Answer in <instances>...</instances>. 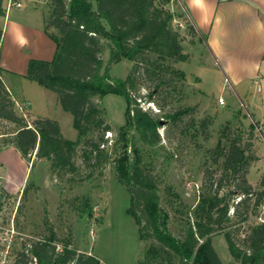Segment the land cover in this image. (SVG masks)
Segmentation results:
<instances>
[{"label": "trees", "instance_id": "16d2710c", "mask_svg": "<svg viewBox=\"0 0 264 264\" xmlns=\"http://www.w3.org/2000/svg\"><path fill=\"white\" fill-rule=\"evenodd\" d=\"M171 1L51 0L45 30L56 42L55 55L51 60L30 59L27 76L58 94L63 109L73 114L78 137L66 138L54 118L35 116L30 121L21 115L1 67L0 120L17 126L13 143L22 156L35 152L37 158L49 161L53 170L76 169L73 157L82 139V154L88 163L103 166L113 160L116 176L130 192L129 212L140 237L158 240L178 256V264H224L212 242L217 233L224 234L238 264H264V221L251 226L242 243L231 228L257 214L264 204V177L257 186L248 179L257 154L252 143L242 142L241 134L228 136L227 144L220 140L213 150L220 174L210 189L204 186V194L192 209L194 220L188 222L184 236L178 237L167 228L168 214L161 204L158 183L139 142L150 147L159 144L161 118L177 121L189 110L161 112L164 106L157 96L160 87L170 82L165 78L167 73L176 74L180 80L186 77L185 71L171 66L172 62L190 57L184 51V34L173 24L182 14L168 8ZM4 13V0H0V15ZM188 31L197 33L192 23ZM2 37L0 28V46ZM107 49L109 60L105 63ZM122 59L133 65L126 77H113L112 64ZM142 78L153 83L148 84L146 93L139 87ZM108 93L122 95L127 101V120L118 128L112 152L105 137L113 130L106 119L107 110L94 100ZM143 101L156 104L159 110L145 107ZM202 124L205 126L207 120ZM251 127L255 129L254 124ZM93 132L98 134L90 136ZM211 172L206 170V183L212 178ZM27 190L26 187L24 193ZM72 244L71 235L58 236L49 224L48 233L33 240L29 248L24 247L18 261L28 264L36 257L37 264H100L96 255L79 252ZM158 253L153 245L146 258Z\"/></svg>", "mask_w": 264, "mask_h": 264}, {"label": "rangeland", "instance_id": "374dc122", "mask_svg": "<svg viewBox=\"0 0 264 264\" xmlns=\"http://www.w3.org/2000/svg\"><path fill=\"white\" fill-rule=\"evenodd\" d=\"M44 1H40L41 6H45L47 0ZM208 1L212 5L215 2ZM182 4L190 15H194L195 10L188 0H172L168 8L177 15L182 14L173 24L184 34V51L190 57L187 61L172 62L171 66L185 71L186 77L180 80L176 74L167 73L165 78L170 82L160 87L157 96L164 106L161 112L178 108L189 110L177 121L161 118L159 144L150 147L139 142L144 150V160L158 183L161 204L168 214L167 228L178 237L184 236L188 222L194 220L192 209L204 194V186L210 189L213 179L215 181L220 174V167L212 157L218 142L221 140L227 144L229 137L241 134L242 142L252 143L255 150L254 146L263 138L258 122L245 107L239 105V109L233 111L229 103L219 104L220 96L228 98L230 87L224 82L221 66L208 54L204 40L199 44L198 33H189L188 24L192 22ZM103 57L107 63L109 49ZM132 65L130 60L122 59L112 64L110 73L113 77L124 78ZM148 84L153 83L142 78L139 85L142 93L149 90ZM94 100L107 110L106 119L113 130L106 132L105 137L112 152L118 128L127 120L126 98L108 93L103 99L96 96ZM142 104L159 110L152 102L143 101ZM61 110L65 115L58 117L64 136L77 139L73 114ZM18 112L30 121L38 116L27 112L25 107ZM204 119L207 120L205 126L202 124ZM227 124L230 129H226ZM16 130L13 122L0 120V147L13 143ZM97 134L93 132L90 136ZM83 140L79 141L74 153L73 161L77 167L73 170H53L49 161L37 158L35 152L21 158V164L27 163L30 167L23 184L7 174L5 176L0 167V218L7 224L15 214V224L21 232L20 237H23L16 240L14 252L29 248L33 240L48 233V225L51 224L58 236L71 235L72 245L79 252H91L88 254L96 255L106 264H178V256L158 240L140 237L138 225L129 212L130 192L116 176L113 160L103 166L88 163L82 154ZM14 161L11 165L16 167L18 163ZM207 169L212 171V178L206 183ZM262 177L263 172L256 174L253 171L250 175L252 181H257V184L253 183L255 186ZM26 187L28 190L24 193ZM225 188L229 189L228 186ZM261 221H264V207H260L257 214L251 215L247 221L236 222L231 228L242 243L249 228ZM212 242L224 264H238L223 233L215 234ZM153 245L159 249L158 255L146 258L147 250Z\"/></svg>", "mask_w": 264, "mask_h": 264}, {"label": "crops", "instance_id": "0c3cea01", "mask_svg": "<svg viewBox=\"0 0 264 264\" xmlns=\"http://www.w3.org/2000/svg\"><path fill=\"white\" fill-rule=\"evenodd\" d=\"M8 1L4 0L5 13L0 15L2 77L14 96L17 111L25 107L34 115L54 118L62 129L58 116L65 114L58 94L27 76L30 59L51 60L55 55L56 42L45 30L51 0H45V6L40 5L44 0H22L20 7H7ZM188 3L194 15L182 5L196 28L197 42L204 40L208 54L221 66L224 82L230 87L228 98L222 95L226 103L233 111L239 105L245 107L262 129L263 138L254 146L257 159L250 168V179L253 171L264 173V0ZM21 158L14 143L0 147L2 173L23 184L30 167L22 165ZM13 160L18 163L16 167L11 165Z\"/></svg>", "mask_w": 264, "mask_h": 264}, {"label": "built area", "instance_id": "2783aa9c", "mask_svg": "<svg viewBox=\"0 0 264 264\" xmlns=\"http://www.w3.org/2000/svg\"><path fill=\"white\" fill-rule=\"evenodd\" d=\"M21 5L22 0H9L7 7H20ZM218 101L220 105H224L226 103L223 96H220ZM262 207H264V204ZM20 235L21 232L17 229L15 224V214L12 216L11 221L7 224L4 223L3 218H0V264H22L18 261L20 252H14V244L16 240L23 239ZM28 264H37V258L33 257V260ZM100 264L106 263L100 261Z\"/></svg>", "mask_w": 264, "mask_h": 264}]
</instances>
